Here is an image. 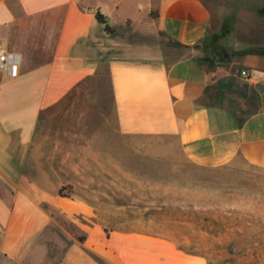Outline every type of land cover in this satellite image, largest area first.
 <instances>
[{
  "label": "crops",
  "instance_id": "crops-1",
  "mask_svg": "<svg viewBox=\"0 0 264 264\" xmlns=\"http://www.w3.org/2000/svg\"><path fill=\"white\" fill-rule=\"evenodd\" d=\"M151 11L152 0H0V48L20 56L18 76L0 69V264H209L210 230L220 238L226 226L205 219L208 206L186 207L202 214L186 235L100 213L146 196L131 189L125 158L147 154L148 141L177 142L179 160L157 156L167 164L264 169V59L251 64L254 92L237 91L242 78L221 82L195 57L215 34L205 0H158ZM140 20L186 54L131 57L119 31Z\"/></svg>",
  "mask_w": 264,
  "mask_h": 264
},
{
  "label": "rangeland",
  "instance_id": "rangeland-1",
  "mask_svg": "<svg viewBox=\"0 0 264 264\" xmlns=\"http://www.w3.org/2000/svg\"><path fill=\"white\" fill-rule=\"evenodd\" d=\"M135 1L140 5L145 2ZM205 1L212 11L215 34L205 49L197 48L195 57L215 69L221 82L236 79L235 74L243 79L237 91L253 93V80L247 79L244 73L251 75V64L258 57L264 59L256 52L257 48L264 47V0ZM157 5L158 0H152L153 11H157ZM127 26L129 34L127 29L119 32L124 34L123 44L131 49L133 58L139 57L134 54L139 50L140 57L147 55L151 59L171 60L186 54L159 30L153 20L129 21ZM122 53L126 56V49ZM223 85L233 99L237 98L238 94H231L234 89L227 81ZM253 97L251 94L249 98ZM247 111H254L252 105L247 106ZM90 117L97 127L100 114L93 110ZM178 152L174 140L168 143L148 141L147 154L144 149L131 148L125 158L126 168L138 179L130 182L131 189L143 194L146 188V196L119 198L124 201L127 211L101 212V221L109 224L113 216H118L120 220L129 218L132 230L141 228L168 236L172 233L186 235L188 230L192 231L187 226L202 220L201 213H187L186 207L208 206L205 219L226 226L221 230L220 238L214 237L217 229L210 230L211 236L205 246L209 264H264V169L238 161L222 170H201L158 160V157L163 161H169V157L178 159ZM185 190H189L188 195Z\"/></svg>",
  "mask_w": 264,
  "mask_h": 264
},
{
  "label": "built area",
  "instance_id": "built-area-1",
  "mask_svg": "<svg viewBox=\"0 0 264 264\" xmlns=\"http://www.w3.org/2000/svg\"><path fill=\"white\" fill-rule=\"evenodd\" d=\"M20 67V56L14 53L4 51L0 48V69H7L13 77L18 76ZM247 79L252 80V76L244 73Z\"/></svg>",
  "mask_w": 264,
  "mask_h": 264
},
{
  "label": "trees",
  "instance_id": "trees-1",
  "mask_svg": "<svg viewBox=\"0 0 264 264\" xmlns=\"http://www.w3.org/2000/svg\"><path fill=\"white\" fill-rule=\"evenodd\" d=\"M150 16H151L153 19H155V18L158 17V13L152 10L151 13H150ZM96 18H97V20H98L101 24H104V25H105V30H106V31H110L111 28H110V26L108 25L106 18L104 17V15H103L100 11H97V12H96ZM210 43H211V42H210ZM210 43H209V44H210ZM256 52H257L258 54L264 56V47H259V48H257V49H256ZM60 194H61L62 196L64 195V189H62V190L60 191Z\"/></svg>",
  "mask_w": 264,
  "mask_h": 264
}]
</instances>
